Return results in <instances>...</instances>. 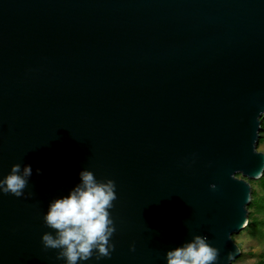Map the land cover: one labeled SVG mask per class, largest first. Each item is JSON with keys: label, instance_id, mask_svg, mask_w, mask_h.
Instances as JSON below:
<instances>
[{"label": "water", "instance_id": "1", "mask_svg": "<svg viewBox=\"0 0 264 264\" xmlns=\"http://www.w3.org/2000/svg\"><path fill=\"white\" fill-rule=\"evenodd\" d=\"M262 117L264 0H0V179L32 169L0 192V264H66L44 216L84 169L115 182V232L78 264H167L194 235L231 264Z\"/></svg>", "mask_w": 264, "mask_h": 264}, {"label": "clouds", "instance_id": "2", "mask_svg": "<svg viewBox=\"0 0 264 264\" xmlns=\"http://www.w3.org/2000/svg\"><path fill=\"white\" fill-rule=\"evenodd\" d=\"M39 171V170H37ZM32 174L30 165L19 163L0 179V192L17 197L24 195L28 178ZM80 183L66 196L53 200L44 216L45 223L55 235L45 232L42 242L46 248L59 249L58 258L66 264H78L92 257L97 259L110 256V237L115 232L109 209L117 199L116 185L112 179L97 180L92 171L80 172ZM215 188V185H212ZM207 237L194 235L182 246L166 252L167 264H215L218 250L206 242ZM231 258V254H229Z\"/></svg>", "mask_w": 264, "mask_h": 264}, {"label": "rangeland", "instance_id": "3", "mask_svg": "<svg viewBox=\"0 0 264 264\" xmlns=\"http://www.w3.org/2000/svg\"><path fill=\"white\" fill-rule=\"evenodd\" d=\"M262 135L263 139L257 141L256 149L264 152V132ZM236 176L249 181L251 197L246 205L247 224L231 234L239 248V254L231 264H264V182L262 176L258 179L246 178L241 173H236Z\"/></svg>", "mask_w": 264, "mask_h": 264}, {"label": "trees", "instance_id": "4", "mask_svg": "<svg viewBox=\"0 0 264 264\" xmlns=\"http://www.w3.org/2000/svg\"><path fill=\"white\" fill-rule=\"evenodd\" d=\"M263 132H264V119H261L260 129H259V136H258V142L262 141V139H263L262 133ZM261 180H262V182H264V172H263Z\"/></svg>", "mask_w": 264, "mask_h": 264}]
</instances>
